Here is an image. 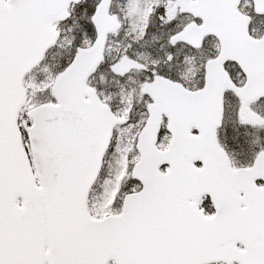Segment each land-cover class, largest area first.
I'll return each instance as SVG.
<instances>
[{
  "label": "snow or ice",
  "instance_id": "snow-or-ice-1",
  "mask_svg": "<svg viewBox=\"0 0 264 264\" xmlns=\"http://www.w3.org/2000/svg\"><path fill=\"white\" fill-rule=\"evenodd\" d=\"M0 264H264V0H0Z\"/></svg>",
  "mask_w": 264,
  "mask_h": 264
}]
</instances>
